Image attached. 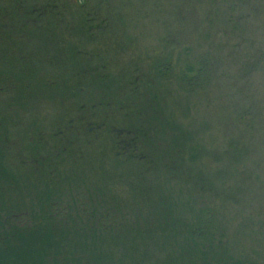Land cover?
I'll list each match as a JSON object with an SVG mask.
<instances>
[{
  "label": "trees",
  "instance_id": "1",
  "mask_svg": "<svg viewBox=\"0 0 264 264\" xmlns=\"http://www.w3.org/2000/svg\"><path fill=\"white\" fill-rule=\"evenodd\" d=\"M26 1L0 0V264H264V218L253 219L250 233L240 228L229 238L218 223V203L213 207L205 203L215 188L208 184L203 190L198 184L201 176L179 165L180 142L170 140L174 147L170 152L164 146L171 126L161 117L159 97L144 94V109L151 117L136 111L141 104L132 101L133 93L125 87H138L140 78L135 73L127 80L112 74L113 78L106 59L85 51L83 44L102 39L106 27L89 13V0L72 4L79 26L64 24L59 3ZM229 3L230 9L239 6L234 12L238 19L233 14L229 21L242 24L248 0ZM72 30L86 41L61 36ZM165 63L154 64L159 77L169 72ZM192 66L185 70L188 86L198 83L203 67ZM153 80L154 84L157 79ZM68 98L79 114L71 117L65 109L62 126L55 128L51 139L36 116L39 102L55 99L60 105ZM121 112L120 127H111L110 116L113 121ZM107 113L102 122L88 117ZM82 134L94 139L105 134L117 165L127 164L129 176L102 170L106 189L95 179L90 191L69 163V155L77 153L72 139ZM46 140L58 145L49 149ZM22 141L28 154L20 156L13 149ZM233 151L241 148H228L223 155ZM10 153H16L17 166H8ZM60 163H67L70 171L58 169ZM24 169L27 175L22 174ZM137 169L146 171L141 176H152L161 188L137 189V180L144 178L135 173ZM128 177L132 195L126 189L119 198L118 190L107 185L113 187L114 179ZM178 186L186 187L177 194Z\"/></svg>",
  "mask_w": 264,
  "mask_h": 264
},
{
  "label": "rangeland",
  "instance_id": "2",
  "mask_svg": "<svg viewBox=\"0 0 264 264\" xmlns=\"http://www.w3.org/2000/svg\"><path fill=\"white\" fill-rule=\"evenodd\" d=\"M32 1L44 2H26ZM52 1L61 4L64 24L80 25V17L72 5L76 0ZM229 2L89 0V13L106 24L103 38L101 36V40L92 39L84 43L86 39L74 33V30L64 31L67 35L63 32L61 36L84 43L85 51L90 56L96 55L98 60L106 59L110 63L111 77L114 74L127 80L129 75L135 73L140 78L139 86L125 88L133 93L130 96L132 101L141 104L136 111H145L146 116L151 117L149 109H144V94L148 91L159 97L161 117L171 126L165 148L173 151V140L180 142L179 165L182 163L183 170L192 169L193 175L201 176L198 184L203 190L209 184L216 192L222 193L221 197H217L213 191L205 203L211 207L218 203V223L233 239L240 228L250 233L254 218H264V0H248L249 5L242 10L246 14L242 24L229 21L230 15L233 16L239 8L230 9ZM261 10L263 12L259 15L254 14V11ZM238 15L235 14L233 18L238 19ZM156 61L163 65L169 63V72L164 77L155 73ZM188 65L203 66L198 83L192 86L186 85L185 70ZM154 77L157 81L153 84ZM150 86L151 91L148 90ZM63 102L59 105L55 99H44L37 108L40 128L43 127L51 139L55 138V128L62 126V112L68 111L71 117L79 114L72 98ZM116 111L121 110L117 108ZM120 114L124 115L122 112L115 113L113 121L110 116L111 127H120L124 120ZM107 116L108 113L88 117L102 122ZM140 118H144V113ZM49 140L45 142L49 149L58 145L54 140ZM72 140L75 141L77 153L69 155V163L81 181L89 185L90 191L95 179L106 189L102 170H111L115 176H129L130 173H126L129 172L127 164L117 165L112 142L105 134L96 139L82 134L80 138L76 136ZM10 141L13 142L11 138ZM228 148H241V151L224 156L223 152ZM13 150L20 156L28 154L23 141ZM192 150L195 154H191ZM10 155L8 166H17L16 153ZM68 166L67 163H60L58 169L70 171ZM137 170L135 173L139 172L140 176L147 173L142 169ZM27 172L24 169L22 174L27 175ZM161 172L158 173L165 174ZM147 175L137 180L136 188L159 190L161 183L154 182L155 179ZM114 181L113 187L112 184L107 186L118 190L116 194L119 198H123L122 193L125 195L126 189L129 196L132 195L131 177ZM181 188L176 187L175 193L178 194ZM182 191L188 199L193 195L190 191ZM184 195L180 197L186 198Z\"/></svg>",
  "mask_w": 264,
  "mask_h": 264
}]
</instances>
